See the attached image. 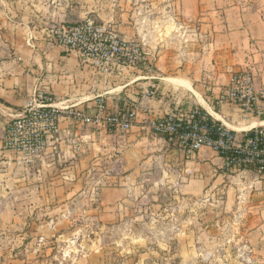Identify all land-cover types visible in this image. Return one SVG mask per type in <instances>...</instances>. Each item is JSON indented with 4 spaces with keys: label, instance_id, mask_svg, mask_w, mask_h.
I'll use <instances>...</instances> for the list:
<instances>
[{
    "label": "crops",
    "instance_id": "1",
    "mask_svg": "<svg viewBox=\"0 0 264 264\" xmlns=\"http://www.w3.org/2000/svg\"><path fill=\"white\" fill-rule=\"evenodd\" d=\"M170 7L175 27L169 34L172 40L166 43L161 41L165 32L158 22L148 33L141 11L136 12L137 17L128 8L101 13L97 0H0V155L13 154L3 149L7 123L39 92L51 95L58 105H76L90 113L102 98L113 113L137 108V122L131 134L117 139L101 127L64 122L58 152L48 151L36 160V165L50 166L64 152L69 157L67 143L74 142L73 157L78 156L74 166L79 170L91 164L88 150L105 144L107 153L114 151L120 155L105 160L111 172L119 170L109 177L119 185L102 192L107 208L118 209L148 181L155 185H176L189 200H199L208 193L215 197L223 188L229 201L233 190L235 208L241 210L246 203L252 210L249 223L257 224L259 220L262 224L264 175L257 168L237 172L231 180L235 189L218 188L225 176L223 159L216 152L205 148L194 157H187L173 140L153 133L150 124L172 110L194 109L192 101L185 96L176 104L174 88L171 98L167 95L164 82L169 80L167 76H176L180 78L178 82L184 83L185 93L200 105L195 108L228 125L238 136L264 128V119L247 120L239 110L219 101L234 73H264V0H176ZM86 17L110 26L124 38L144 40L149 63L121 67L116 62L106 74L98 64L77 53H67L55 44L52 30L77 24ZM150 37L154 42L149 44ZM153 91L155 96H146ZM209 111L219 115L222 121ZM111 138L116 142H111ZM99 140L101 144H94ZM60 182L56 191L65 198L71 189ZM249 183L256 185L258 192L251 186V190H246Z\"/></svg>",
    "mask_w": 264,
    "mask_h": 264
},
{
    "label": "rangeland",
    "instance_id": "2",
    "mask_svg": "<svg viewBox=\"0 0 264 264\" xmlns=\"http://www.w3.org/2000/svg\"><path fill=\"white\" fill-rule=\"evenodd\" d=\"M174 1L97 0V4L101 13L114 8H128L135 15L141 11L148 33L159 23L166 35L161 41L167 43L175 27L170 17ZM153 42L150 37L149 44ZM167 77V95L171 98L174 88L176 104L185 96L193 108L200 107L179 87L184 85L177 81L180 78ZM131 132L115 135L121 139ZM238 138L240 143L242 137ZM67 146L69 157L64 152L61 161L55 158L46 167L13 154L0 155V264H264V222L249 223L252 210L246 203L241 210L235 208L233 190L229 201L222 188L235 189L231 180L239 173L222 169L225 177L217 185L221 194L208 193L199 200H189L176 185L148 181L111 210L104 206L102 192L119 185L109 178L119 170L111 172L105 160L118 158L119 153H107L105 144L94 145L87 153L91 164L78 170L74 166L78 156L72 153L76 143ZM60 180L71 189L65 198L56 191ZM250 186L258 192L250 183L246 190ZM252 226L257 228L249 230Z\"/></svg>",
    "mask_w": 264,
    "mask_h": 264
},
{
    "label": "built area",
    "instance_id": "3",
    "mask_svg": "<svg viewBox=\"0 0 264 264\" xmlns=\"http://www.w3.org/2000/svg\"><path fill=\"white\" fill-rule=\"evenodd\" d=\"M54 42L67 53H77L85 60L99 65L109 73L113 63L121 67H138L149 63L146 43L124 38L108 25L92 17L62 25L51 31ZM260 80V84L258 82ZM155 91L147 97L155 96ZM219 101L239 110L245 119H264V73L250 71L234 73ZM137 108L129 111H110L100 98L93 113L76 105H58L51 95L39 92L23 111L11 118L6 126L3 149L18 156L23 162L33 163L51 151L58 152L61 126L101 127L110 134H126L137 122ZM153 133L168 137L187 157H194L202 149H210L223 159L225 172H241L257 168L264 175V128L246 132L239 143L238 132L226 124H216L206 112L198 108L188 112H170L150 124Z\"/></svg>",
    "mask_w": 264,
    "mask_h": 264
},
{
    "label": "bare ground",
    "instance_id": "4",
    "mask_svg": "<svg viewBox=\"0 0 264 264\" xmlns=\"http://www.w3.org/2000/svg\"><path fill=\"white\" fill-rule=\"evenodd\" d=\"M182 84V83H181ZM180 86V85H179ZM183 86H185V85H183ZM182 86V87H183ZM187 86V85H186ZM198 98H199V96H198ZM199 100V99H198ZM201 101V100H200ZM203 105H205L204 104V102L202 103ZM207 105V104H206ZM207 107V106H206ZM210 112V114H212V116H214V118L215 119H217V120H220V121H222V118L219 116V115H217V114H214V113H211V111H209ZM226 126H228V125H226ZM230 128V127H229ZM230 129H232V128H230ZM242 129V128H241ZM233 130V129H232ZM245 131V130H244Z\"/></svg>",
    "mask_w": 264,
    "mask_h": 264
},
{
    "label": "trees",
    "instance_id": "5",
    "mask_svg": "<svg viewBox=\"0 0 264 264\" xmlns=\"http://www.w3.org/2000/svg\"><path fill=\"white\" fill-rule=\"evenodd\" d=\"M216 124H218V125H219L220 123H219V122H216ZM249 169H251V168H249Z\"/></svg>",
    "mask_w": 264,
    "mask_h": 264
}]
</instances>
